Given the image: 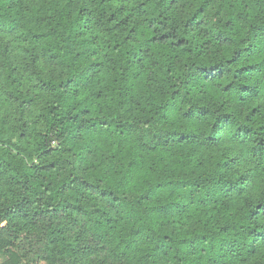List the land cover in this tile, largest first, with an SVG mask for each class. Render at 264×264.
<instances>
[{"label":"clouds","instance_id":"clouds-1","mask_svg":"<svg viewBox=\"0 0 264 264\" xmlns=\"http://www.w3.org/2000/svg\"><path fill=\"white\" fill-rule=\"evenodd\" d=\"M0 264H264V0H0Z\"/></svg>","mask_w":264,"mask_h":264}]
</instances>
